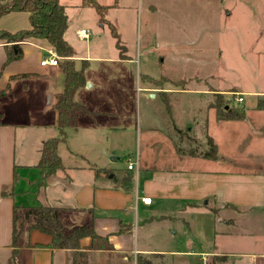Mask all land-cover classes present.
Wrapping results in <instances>:
<instances>
[{"label": "rangeland", "instance_id": "obj_1", "mask_svg": "<svg viewBox=\"0 0 264 264\" xmlns=\"http://www.w3.org/2000/svg\"><path fill=\"white\" fill-rule=\"evenodd\" d=\"M75 1L59 3L67 16L65 33L74 41L79 56L76 67L80 69L83 62L87 63L83 69L86 82L74 100L84 102L91 111L89 119L96 139H82L78 144L76 137L83 128L77 134L68 128L60 147L62 151L68 147L88 152L85 158L105 163L117 176H123L128 162L137 159L139 165L132 169L133 189L128 192L133 194L137 184L143 191L151 179L147 168L157 172L176 169L179 163L175 150L202 153L207 149L208 129L202 131L209 116L203 108L205 103L222 100L233 109H257L259 103H264V0H98L108 5L105 17L114 25L116 35L107 22L99 21L93 7L75 5ZM18 21L22 24L23 17L1 23ZM77 26L88 30L90 38L78 40ZM0 39L10 47L11 43ZM26 51L30 64L33 50L29 47ZM121 56L133 62H124ZM63 79L55 84L40 72L26 73L11 83L6 96L0 91V128L14 131L16 164L21 151L28 153L27 158L22 157L27 161L35 152L40 154L38 139L57 136L56 126H50L56 111L42 92L56 90ZM155 85L176 92L166 96L148 94L147 90ZM237 92L243 101L235 99ZM200 105L203 114H197ZM255 142L258 154H264V134ZM246 144L247 140L240 142L242 153ZM85 158L76 159L84 164ZM20 168L16 166L18 174ZM156 207L154 219L142 220L138 234L142 244L155 245L165 238L184 239L191 211L181 212L167 199L160 200ZM150 214L141 207L132 208L130 220L134 226L135 216L149 219ZM202 219L197 218L194 228L199 234L206 230ZM217 219L214 214L215 226L219 225ZM3 261L4 252L0 250V264ZM142 261L176 264L172 258L158 255L142 256Z\"/></svg>", "mask_w": 264, "mask_h": 264}, {"label": "crops", "instance_id": "obj_2", "mask_svg": "<svg viewBox=\"0 0 264 264\" xmlns=\"http://www.w3.org/2000/svg\"><path fill=\"white\" fill-rule=\"evenodd\" d=\"M75 5L81 6L80 1L77 0ZM20 16L24 19L22 24L19 21L2 24L3 20ZM0 19L2 20L0 29L3 31L15 32L30 26L26 11H11L3 14ZM80 28L77 26L75 30L76 38L78 40L90 38L80 39L76 33ZM64 38L74 50L72 59L75 68L78 69L76 62L79 56L73 47L74 41L68 39L65 31ZM5 45L3 39H0V68L6 59ZM20 47L22 58L11 61L0 69V91H3L5 96L8 93L7 89L9 87L12 89L11 83L19 78H12V75L40 72L47 75L55 84L64 76L59 65L39 64L42 57L49 50H53L45 39L29 38L22 41ZM29 47L33 50L30 64L26 51ZM119 59L133 62L132 58L126 56ZM61 85L58 84L54 91L45 89L42 92L43 97H47L48 104L53 106L56 95L63 89L64 81ZM82 86L76 89L74 95ZM147 91L150 95L159 92L162 96L176 92L174 88H161L156 85ZM221 92L229 93L227 90ZM236 94L239 95L240 92ZM201 107L198 106L197 114H203ZM203 108L209 116L205 119L207 124L202 131L206 132L208 129V137L217 147L216 156L205 157L195 150L186 152L175 150L174 154L179 163L177 168L172 172L169 170L157 172L155 168H147L151 179L145 183L143 191L140 190V185H136L134 197L132 191L130 193L119 185L118 179L122 176H117L105 163L97 164L94 159L85 158L89 153L84 150L66 147L62 151L60 144L63 141L58 144V154L64 169L50 174L45 184L40 185L41 174L37 167L40 154L35 152L36 154L34 153L27 161L22 157L27 158L28 153L21 151L18 155L19 163L16 164L14 131L12 129L3 131L0 128V250L4 252L2 264H71L73 250L50 247L51 236L37 229L30 231L24 229L15 260L11 259L13 207L33 205L36 202L64 208L62 222L67 229L92 223L99 235L108 234L111 246L104 248L92 246L89 236L80 238L79 251L84 255L80 261L83 264H137V260L142 264V256L149 255L167 256L176 264H191L193 261L201 264H264V154H258L255 142L264 134V107L258 106L257 109L241 107L243 113L238 117L232 116L237 108H230L226 102L223 104L224 110L233 114L220 118L216 101L205 103ZM87 110L88 113L78 116L77 127L71 128L73 134L79 133L83 128L76 137L78 144H81L82 139L88 141L96 139L92 131L93 121L89 119L91 111ZM259 115L261 117H256ZM56 120L57 114L52 115L50 126L52 129L54 125L56 126L58 135ZM214 125L217 127L213 128ZM52 137L56 136L49 138ZM45 139L48 137L38 139L39 150ZM242 140H247L243 153L239 150ZM77 157L85 158V163H78ZM16 166L21 167L19 174ZM148 166H151V162ZM140 176L138 173L139 178ZM141 196H150L151 202L142 203ZM163 199L177 205L176 209L181 212L191 211L185 238L177 240L165 238L155 245L142 244V239L139 240L138 235L144 223L142 220L154 219L156 206ZM140 207L152 213L151 217L147 219L135 216L133 226L130 220L131 210ZM214 214L218 215L217 226L214 225ZM199 216L204 218L202 219L204 228L206 223L204 234H199L194 229Z\"/></svg>", "mask_w": 264, "mask_h": 264}, {"label": "trees", "instance_id": "obj_3", "mask_svg": "<svg viewBox=\"0 0 264 264\" xmlns=\"http://www.w3.org/2000/svg\"><path fill=\"white\" fill-rule=\"evenodd\" d=\"M81 6L93 7L99 15L100 22H107L110 25L112 34L116 35L115 27L105 17L108 5L101 4L98 0H79ZM11 11H26L28 13L30 26L19 29L15 32L1 31L0 37L11 43L10 47L5 45L6 59H19L22 56L20 42L29 38L45 39L56 54L62 59L59 60V67L64 74L63 89L56 95L53 108L56 110V125L58 135L56 137L45 139L40 148V159L37 167L40 170V185L45 184L46 178L58 171L63 170L64 165L58 154V144L65 140L68 128H76L78 116L82 113H88L85 105L74 100L76 89L85 83L83 69L87 65L83 62L81 69H76L74 60V50L64 38V31L67 26V16L64 7L59 0H0V16ZM25 74L12 75L11 77H22ZM222 101V100H221ZM221 101L217 102L219 111L218 117L232 115V112L225 111ZM264 107V103H259ZM224 110V111H223ZM232 113V114H230ZM243 113L242 108H237L232 116L240 117ZM205 157L214 158L217 154V147L211 139L208 141V147L201 153ZM133 173L127 169V172L118 179V183L125 190L132 188ZM18 210V211H17ZM20 211V212H19ZM64 208L45 205L36 202L33 205H14L12 210V230L10 245L12 247L11 259L15 260L17 249L21 244V235L24 229L30 231L37 229L51 236L50 247L69 248L73 250L71 264L81 263V257L84 256L79 251V240L82 237L89 236L92 246L98 248L109 247L108 234L99 235L93 227V224H81L67 229L62 222V213ZM19 219L21 222L18 223ZM28 221V222H27ZM28 224L25 226L24 223ZM137 264H141L137 260ZM142 264L143 261H142Z\"/></svg>", "mask_w": 264, "mask_h": 264}, {"label": "built area", "instance_id": "obj_4", "mask_svg": "<svg viewBox=\"0 0 264 264\" xmlns=\"http://www.w3.org/2000/svg\"><path fill=\"white\" fill-rule=\"evenodd\" d=\"M76 33H77V36L80 39H87L89 37V35H90L89 31L84 29V28L78 29ZM59 60H60V57L56 54V52L54 50H49L47 52V54L42 57V59L40 60L39 64L41 66H58ZM235 96H236L235 99L238 102L243 100L241 95H237L236 94ZM135 166H136V168L138 166V160L137 159H136V161L134 163L133 162H128L127 169L128 170H132V169H134ZM137 198L138 197L136 196V199ZM140 200L144 204H149L151 202V197L150 196H141Z\"/></svg>", "mask_w": 264, "mask_h": 264}]
</instances>
